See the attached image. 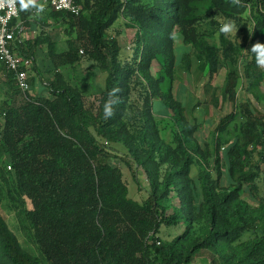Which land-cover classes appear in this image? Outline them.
Returning a JSON list of instances; mask_svg holds the SVG:
<instances>
[{
    "label": "trees",
    "instance_id": "16d2710c",
    "mask_svg": "<svg viewBox=\"0 0 264 264\" xmlns=\"http://www.w3.org/2000/svg\"><path fill=\"white\" fill-rule=\"evenodd\" d=\"M78 2L80 17L52 9L46 15L61 24L67 49L59 50L60 38L45 32L27 42L28 51L18 49L32 57L34 48L47 46L52 78L45 81L35 64L29 73L32 88L42 80L47 96L18 101L13 73L0 62V264H191L201 252L212 253L214 264H264V197L257 205L244 197L246 189L259 192L264 181V113L249 101L238 103L241 66L257 103L264 70L225 34L216 36L214 17L240 25L248 14L249 46L264 43V0ZM18 6L14 23L38 12L21 10L19 0ZM118 20L135 31L131 55L109 36ZM177 40L192 49L209 85L226 70L221 103L236 110L221 122L213 151L200 145L199 125L186 119L172 92L179 69L192 66L188 55L178 62ZM80 48L105 75L95 105L67 78L66 69L81 63ZM114 88L120 102L105 120L103 104ZM156 102L172 114L169 142L159 129ZM109 144L127 150L122 162L131 171L135 165L145 172L151 191L143 203L130 198L123 171L110 161L115 156ZM224 177L228 188L222 187ZM4 201L37 255L19 243L2 215ZM174 228L183 231L163 242L162 230Z\"/></svg>",
    "mask_w": 264,
    "mask_h": 264
},
{
    "label": "rangeland",
    "instance_id": "374dc122",
    "mask_svg": "<svg viewBox=\"0 0 264 264\" xmlns=\"http://www.w3.org/2000/svg\"><path fill=\"white\" fill-rule=\"evenodd\" d=\"M214 17L219 24V27L217 26L215 31V34L218 37L221 34L219 32L220 24L226 19L219 15H216ZM241 18L243 20L240 25L236 24L233 21L236 28L238 29L237 33L226 36L236 46L239 47L240 51L244 55H247L248 53L246 54L244 52V49H250L248 40L250 39L252 34V25L248 21V14H244L243 16H241ZM55 29L56 37L60 38L59 50L67 49V42L69 41V37L64 33V30L63 28H61V26ZM201 30L206 32L209 31L210 33V29L207 26H203ZM109 36L114 39L118 38L122 47L127 49V53L129 55L132 54L131 49L134 46L135 31L127 27L124 21L118 20L114 27L109 31ZM214 39V42L218 43L217 38L215 37ZM177 47L178 48L176 49V53L178 62L181 64L183 62L184 55H188L192 59V66L189 71L184 70L183 68L181 70L179 69L177 73L178 77L172 88L173 95L175 99L181 102V104L185 107L186 119L193 124L199 125V131L195 136L200 145L202 147L209 146L211 151H213L215 138L221 122L236 110V106L230 102L221 103V90L225 83L226 70L220 69L213 84L209 85L207 77L197 69V64L192 57V49L189 46H185L180 40H177ZM82 50H84V48H82ZM47 63H49V60H47ZM183 66L184 64H182V67ZM43 69V79H50L51 76L47 74L49 67L46 66ZM158 69L159 66L156 65L154 69L155 74L157 73ZM241 70L243 80L238 93V103L249 101L251 102V109H258L259 111L264 113V84L261 87V102H253L251 100L252 96L247 92L248 83L244 75L243 66H241ZM66 73L69 81H71L73 85L79 86L82 89L83 93L86 95L85 102L88 105H95L96 99L99 96L105 79V75L100 72L97 65L87 60L84 54L82 55L81 63L78 64L74 69L69 68ZM3 84V71L0 68V88H2ZM41 87H45V85L42 83V80H36L32 88V94H34L35 96L41 95L39 92ZM47 95L48 94H46L45 96ZM216 96L220 98V103L218 106H216L214 103V97ZM17 99L21 102L26 100L23 95H19ZM154 110L155 114H157V117L162 118L161 120H159L158 124L163 137L166 138L168 142L171 141V112L167 111L165 106L161 102L155 103ZM105 147L111 155L115 156L110 160L112 165L121 168V170L123 171L124 180L126 181L129 188L130 198H132L136 202L143 203L149 197L151 191V187L149 185L145 172L142 169H136L135 165H133V171L136 175L135 178L133 171H131L128 166L124 162H122V158L128 160V158L126 157L127 150L123 146L114 144L105 145ZM2 167L3 166H0V169ZM7 171H9V169H7ZM258 184L260 191L257 193H254L250 188L246 189L244 197L251 205H257V203H259L260 200L264 197V181ZM229 186V180L224 177L222 180V187L228 188ZM174 203H177V201L174 200ZM1 212L7 220L10 228L16 234L23 249L30 254L37 255L38 253L36 247L31 243L28 236L21 228L14 211L11 210L6 201H4L2 204ZM182 231V229L178 228L163 229L160 238L163 242L170 241ZM208 253L210 254V258L213 259L212 253ZM201 259L203 258L200 256L196 259V262H193L191 264H209L206 262V260Z\"/></svg>",
    "mask_w": 264,
    "mask_h": 264
},
{
    "label": "built area",
    "instance_id": "2783aa9c",
    "mask_svg": "<svg viewBox=\"0 0 264 264\" xmlns=\"http://www.w3.org/2000/svg\"><path fill=\"white\" fill-rule=\"evenodd\" d=\"M45 1L55 12L66 13L74 17H80L83 13V4L78 0ZM19 18L18 0L14 6L6 3L0 8V62L5 65L7 71L13 73L19 92L26 100H29L32 94L29 73L34 67V61L30 57L21 56L15 52V40L19 26L14 22ZM80 54L84 55V50L81 49Z\"/></svg>",
    "mask_w": 264,
    "mask_h": 264
},
{
    "label": "crops",
    "instance_id": "0c3cea01",
    "mask_svg": "<svg viewBox=\"0 0 264 264\" xmlns=\"http://www.w3.org/2000/svg\"><path fill=\"white\" fill-rule=\"evenodd\" d=\"M37 3L44 5V10L42 12H39V13L37 12L33 14V16L30 18V20H28V22H24V21L17 22V25L19 26V30L17 31L16 40H15V52L18 55L26 56L24 54H20L18 49H20V47L22 48L24 47V50L28 51L29 48L27 47V42L35 41L37 36H39L43 32L49 35V37L51 38L54 37L55 39H57L55 35L56 34L55 28L59 27L61 24H56L54 20L46 18V15L51 10V8L48 6L45 0H37ZM47 51H48V48L46 45L36 47L33 49L32 57H30L33 59L35 66L38 67L42 72L44 70L43 69L44 67L50 65L49 64L50 62L47 63V60H48ZM64 72H65V69H64ZM39 92L40 94H43V95L49 94V92H47L46 86L41 87ZM200 256L203 258L201 260H206L207 263L211 264L212 262L213 264V261L210 258V254L208 252H201L199 255H197L196 259L199 258ZM196 259L194 262H196Z\"/></svg>",
    "mask_w": 264,
    "mask_h": 264
},
{
    "label": "clouds",
    "instance_id": "9594fccd",
    "mask_svg": "<svg viewBox=\"0 0 264 264\" xmlns=\"http://www.w3.org/2000/svg\"><path fill=\"white\" fill-rule=\"evenodd\" d=\"M6 3L14 6L16 0H0V8L4 7ZM231 3L238 4L239 0H231ZM19 4L21 10H29L30 8H35L38 12L44 10V5L38 4L37 0H19ZM237 30L235 23L231 20H224L221 22L219 28V32L225 35L236 34ZM244 52L246 54L251 53L255 58L257 67L264 70V43L256 41L250 46V49H244ZM119 91V88H114L107 92V99L103 104V116L105 120L110 119L114 115V106L120 102Z\"/></svg>",
    "mask_w": 264,
    "mask_h": 264
}]
</instances>
